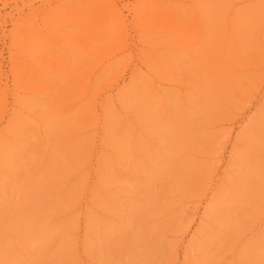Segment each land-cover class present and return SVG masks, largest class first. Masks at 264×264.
I'll use <instances>...</instances> for the list:
<instances>
[{"label": "rangeland", "instance_id": "374dc122", "mask_svg": "<svg viewBox=\"0 0 264 264\" xmlns=\"http://www.w3.org/2000/svg\"><path fill=\"white\" fill-rule=\"evenodd\" d=\"M61 1L0 0V264H264V229L250 234L264 217V0L229 22L241 0ZM255 5L241 42L254 33L258 46L237 44L247 60L225 94L199 42L211 9L223 40ZM101 138L103 192L85 225Z\"/></svg>", "mask_w": 264, "mask_h": 264}, {"label": "bare ground", "instance_id": "6f19581e", "mask_svg": "<svg viewBox=\"0 0 264 264\" xmlns=\"http://www.w3.org/2000/svg\"><path fill=\"white\" fill-rule=\"evenodd\" d=\"M256 0H241L239 3L241 4V6H238L236 3H231V5L228 7V15H227V21H232V19L234 18L235 20V15H239L244 11V8L247 4L252 5L250 3L255 2ZM72 1H61L59 2V6H62L63 8L66 7H70ZM8 5L7 1H4L2 3V7H6ZM108 6V4L106 5ZM109 12L110 14L114 15L115 18L117 16H119L118 14L119 9L117 8V6H112L109 7ZM175 8H171V7H163L162 8V13L166 15L167 18H171L174 16L175 14ZM261 9L256 7L255 5V9L254 11H252V15L246 17L244 20H242V27L240 25L235 24V28L233 29V33H229L223 40H220V34H221V27L220 25L217 26V19L214 18L215 16H217L216 14H218L216 12V9H211L210 14L213 15V17L211 18V28L209 29V31H206L205 34L202 37V40H200L199 42V46L200 48H202V50L204 51L205 56L203 57L205 59V63L202 66V70L208 72L209 76L213 77L214 74L216 73H221V76L219 78H223V85L225 87V91L223 93L227 94L229 89H233L235 88V83H236V79L232 78V75L235 74V71H231L232 67H234L235 64L240 63L241 61H244L245 59L247 60V56L244 54L242 55L244 52V50H237L236 47L238 48V45H243L244 49L245 48H252L253 46H258L256 45V41L254 39L255 34H252V37L250 40H248L247 42H241L243 41L244 36L247 34V30L244 29L243 24L246 22H250L251 24H253L254 22L256 23V20H258L260 18V16H258V14H260ZM100 16V17H99ZM99 16L98 19H100L102 16H105L104 11H100L99 12ZM233 20V21H234ZM240 21V20H239ZM33 27H28L27 31H28V36L27 39L29 40L30 43H34L36 41L35 38L39 37L41 34V31H43V27H39V25H36L34 28V32H32ZM18 31H16L14 33V37H16ZM241 42V43H240ZM264 55V54H263ZM208 60V61H206ZM230 67V68H227ZM68 72V67L66 69ZM2 73L1 70V62H0V75ZM73 76H71L67 82H66V86L69 85V83H74L75 80H73ZM218 78H215V80ZM132 80V78L130 79ZM125 85V83H123V86ZM90 86V85H89ZM89 86H87L88 90H89ZM121 88V86L118 84V89ZM192 88V87H190ZM85 89V90H87ZM63 89L60 90V92L58 93V95H61ZM57 95V96H58ZM63 95V94H62ZM60 97H57V99L59 100ZM58 100H55V102H58ZM115 98L114 95H110L108 97V101L109 102H114ZM262 100L264 101V95L262 96ZM73 105L72 104H68L65 108L64 111L65 112H71L73 109ZM141 114H144V111L142 110ZM93 115H97L100 116L99 113H97V111L95 110ZM145 125L140 124L138 127H134V132H133V139L135 140H139V139H146V133L144 130ZM6 129V128H5ZM6 133V132H5ZM228 134L229 132H225L222 134V136L228 138ZM77 135H75L74 138H76ZM236 138H238L236 136ZM101 142V146L99 149V152L97 151V159H96V163L92 164V176L91 179H87V186L85 188L86 192H85V200L82 203L81 202V209L83 210V215H84V223L85 225H87V223L89 222V218L91 216L92 213V209H93V205L95 203V201L98 200V198L100 196H102V192H103V184H102V180H103V170L105 169V163L103 162L104 159V154H103V146L105 144H107V142L103 139ZM0 148H3V150H5L7 147H4V145L0 144ZM222 183V178L220 177V179L218 180L216 186L214 188H212V192L211 193H215L217 190L216 188L219 187V184ZM216 190V191H215ZM22 199V195H20V200ZM263 230L264 229V217L260 220V223L254 227L251 230V237H257L259 235V230ZM23 234L21 230H17L15 231V236L16 238L14 239L15 244H18V246L15 248V250L17 249H23L25 247V243L24 240L25 237H23ZM243 243V241L241 242V244ZM21 246L23 248H21ZM19 247V248H18ZM187 254H185L186 256ZM235 255L232 257V261L234 260Z\"/></svg>", "mask_w": 264, "mask_h": 264}]
</instances>
